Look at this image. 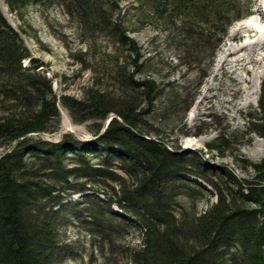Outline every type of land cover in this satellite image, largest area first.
<instances>
[{"label": "rangeland", "instance_id": "obj_1", "mask_svg": "<svg viewBox=\"0 0 264 264\" xmlns=\"http://www.w3.org/2000/svg\"><path fill=\"white\" fill-rule=\"evenodd\" d=\"M20 1L0 0V13L34 61L25 60L24 65H42L37 70L51 80L59 113L56 130L30 137L57 142L70 134L79 141H93L97 139L93 131L105 130L111 120L122 124L116 111L104 120L78 122L61 102L64 96L80 101L89 93H103L111 109H134L142 137L158 139L169 151L199 161L209 170L226 168L238 179L253 177V170L242 166L264 159V139L259 136L264 132V68H257L264 60H257L248 70L225 66L226 73H222L221 60L226 47L238 43L230 40L231 27L251 12L259 17L257 7L264 15V0H91L103 8L106 17L122 23L125 36L133 41L131 47L117 44L98 19L87 17L80 8L76 11L69 0ZM188 22L191 29L184 25ZM222 30L225 33L220 36ZM123 79L131 87L152 81V104L143 88L126 89ZM11 106L1 103V115L18 110ZM9 148H0V156ZM95 151L103 155L104 149ZM69 159L68 164L76 165ZM101 160L102 156L91 158L90 164L111 169L117 179L123 177L131 184L121 170L123 163L105 165ZM186 160L182 161L191 165ZM73 182L86 190L71 193L57 217L62 223L61 248L54 260L128 264L129 249L142 247V230L131 222L136 218L113 203L118 199L119 182L96 175ZM186 182L171 181L172 193L177 195L172 212L190 214L194 206L196 213L204 212L215 197L196 194L191 198ZM95 212L104 226L117 229L109 237L110 247L92 233Z\"/></svg>", "mask_w": 264, "mask_h": 264}, {"label": "trees", "instance_id": "obj_2", "mask_svg": "<svg viewBox=\"0 0 264 264\" xmlns=\"http://www.w3.org/2000/svg\"><path fill=\"white\" fill-rule=\"evenodd\" d=\"M27 1L42 0L20 2ZM69 1L76 11L80 8L87 17L98 19L117 44L133 45L122 23L106 17L96 1ZM184 25L192 28L190 22ZM25 60L34 62L0 13V106L11 103L12 109H18L0 113V148L10 146L0 156V264H60L53 258L61 248L62 223L57 217L71 193L86 190L73 180L95 175L119 182L113 203L136 218L131 222L142 230V247L129 249L128 264H264V159L243 164L244 170H253L250 179H238L226 168L209 170L199 161L169 151L158 139L142 137L134 109H111L107 95L94 92L80 101L64 96L61 102L78 122L104 120L116 111L122 124L111 120L105 130L93 131L97 137L93 141H79L70 134L57 142L30 137L56 130L59 113L51 80L37 70L42 65L26 66ZM128 84L123 79L126 89L143 88L152 104V81ZM259 136L264 139V132ZM98 147H103V155L93 153ZM101 156L105 165L123 163L121 170L131 184L123 177L117 179L111 169L90 164L91 158ZM69 158L76 165L68 164ZM182 160H191V165ZM177 179L187 181L184 186L191 198L211 195L215 201L202 213H196L195 206L190 214L173 213L177 195L172 193L171 181ZM98 216L95 212L92 233L110 247L109 237L117 229H108Z\"/></svg>", "mask_w": 264, "mask_h": 264}, {"label": "bare ground", "instance_id": "obj_3", "mask_svg": "<svg viewBox=\"0 0 264 264\" xmlns=\"http://www.w3.org/2000/svg\"><path fill=\"white\" fill-rule=\"evenodd\" d=\"M255 12L259 17L244 18L231 27L230 40L238 43L229 45L223 51L222 73L227 72L225 69L227 67H236L240 71L248 70L257 60H264V15L260 7H257ZM259 20L260 24L258 23ZM249 31L253 32V39L243 41L242 37ZM257 68H264V62ZM258 73L259 71L256 69L255 74Z\"/></svg>", "mask_w": 264, "mask_h": 264}]
</instances>
